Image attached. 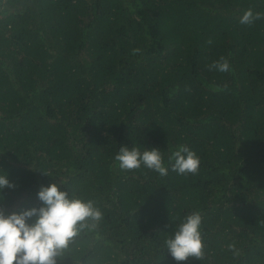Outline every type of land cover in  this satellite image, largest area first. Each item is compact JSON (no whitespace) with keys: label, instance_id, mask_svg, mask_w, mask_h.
<instances>
[{"label":"trees","instance_id":"trees-1","mask_svg":"<svg viewBox=\"0 0 264 264\" xmlns=\"http://www.w3.org/2000/svg\"><path fill=\"white\" fill-rule=\"evenodd\" d=\"M181 145L194 174L114 159ZM0 170L6 214L50 183L101 209L57 264H264V0H0ZM194 211L204 256L177 262Z\"/></svg>","mask_w":264,"mask_h":264},{"label":"clouds","instance_id":"clouds-1","mask_svg":"<svg viewBox=\"0 0 264 264\" xmlns=\"http://www.w3.org/2000/svg\"><path fill=\"white\" fill-rule=\"evenodd\" d=\"M259 15L256 13L254 16L252 10L248 9L241 16L240 23H251ZM138 51L139 49H133V52ZM209 68L227 72L230 65L226 58L220 57ZM114 159L121 170L143 166L161 176L168 174L169 165L177 174H194L200 164L199 156L184 145L168 156L167 164L158 147H145L141 151L134 146H120ZM14 187L16 185L9 180V174L0 170V198L3 199L5 188ZM36 197L39 206L7 214L0 211V264H57L70 250L75 238L84 231L97 230L103 218L101 209L93 199H84L65 191L57 183L41 185ZM201 222V214L194 211L185 215L175 230L165 237L164 249L173 260L180 262L189 257L202 259L204 245ZM228 249L233 255L239 254L234 244H229Z\"/></svg>","mask_w":264,"mask_h":264}]
</instances>
